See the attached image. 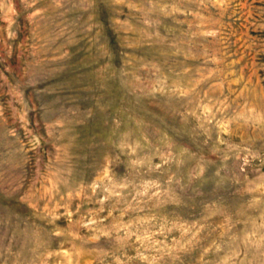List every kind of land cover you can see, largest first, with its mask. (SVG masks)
I'll use <instances>...</instances> for the list:
<instances>
[{"label":"rangeland","instance_id":"374dc122","mask_svg":"<svg viewBox=\"0 0 264 264\" xmlns=\"http://www.w3.org/2000/svg\"><path fill=\"white\" fill-rule=\"evenodd\" d=\"M0 264H264V0H0Z\"/></svg>","mask_w":264,"mask_h":264}]
</instances>
